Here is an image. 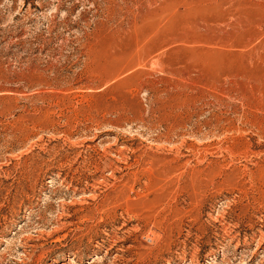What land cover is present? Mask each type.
<instances>
[{
  "label": "rangeland",
  "instance_id": "rangeland-1",
  "mask_svg": "<svg viewBox=\"0 0 264 264\" xmlns=\"http://www.w3.org/2000/svg\"><path fill=\"white\" fill-rule=\"evenodd\" d=\"M0 264H264V0H0Z\"/></svg>",
  "mask_w": 264,
  "mask_h": 264
},
{
  "label": "bare ground",
  "instance_id": "bare-ground-1",
  "mask_svg": "<svg viewBox=\"0 0 264 264\" xmlns=\"http://www.w3.org/2000/svg\"><path fill=\"white\" fill-rule=\"evenodd\" d=\"M153 241V240H152Z\"/></svg>",
  "mask_w": 264,
  "mask_h": 264
}]
</instances>
